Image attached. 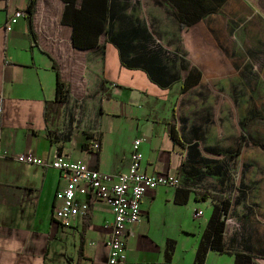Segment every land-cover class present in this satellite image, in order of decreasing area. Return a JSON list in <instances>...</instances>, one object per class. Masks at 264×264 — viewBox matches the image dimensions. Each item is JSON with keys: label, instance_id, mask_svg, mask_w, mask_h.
<instances>
[{"label": "crops", "instance_id": "obj_1", "mask_svg": "<svg viewBox=\"0 0 264 264\" xmlns=\"http://www.w3.org/2000/svg\"><path fill=\"white\" fill-rule=\"evenodd\" d=\"M141 1L112 0L115 30L141 27L136 14ZM29 2L0 0V264H109V205L79 194L77 199L89 204L90 221L82 229L83 214L74 226H63L53 217L61 173L16 157L29 152L51 160L62 154L118 175L127 171L137 138L141 168L178 175L180 185L158 186L145 194L141 219L130 227L126 258L119 264H196L216 203L200 199L196 191H218L219 185H203L207 176L198 169V151L190 156L187 148L197 140L183 134L187 123L177 115L178 101L203 77L200 67L187 59L186 40L174 64L167 62L179 79L164 88L141 67L124 64L118 48L102 36L98 47L74 48L71 27L61 21V0H35L31 15L26 12ZM16 10L26 15L7 31L6 21ZM199 22L184 29L199 28ZM258 27L264 31L262 23ZM192 66L199 68L201 78L181 93V82ZM58 79L64 101L58 99ZM170 122L176 123L184 146L172 140ZM91 137L100 141L98 152L87 149ZM198 149L202 155L199 145ZM259 181L253 186L256 193L243 185L245 191L230 201L223 233L226 252L208 249L202 264H233L228 252L235 251L249 252L257 264H264V180ZM197 210L202 214L196 217ZM231 216L239 220L237 228L228 227Z\"/></svg>", "mask_w": 264, "mask_h": 264}, {"label": "rangeland", "instance_id": "obj_2", "mask_svg": "<svg viewBox=\"0 0 264 264\" xmlns=\"http://www.w3.org/2000/svg\"><path fill=\"white\" fill-rule=\"evenodd\" d=\"M136 14L166 57H176L185 39L187 59L203 72L199 86L176 108L187 123L183 134L197 140L202 156L217 161L223 172L206 175L203 185H219L213 192L230 201L245 189L256 193L253 186L264 180V31L258 30L264 0H225L189 32L179 28L165 3L142 0ZM241 133V152L232 157ZM238 225L235 217L228 219L229 228Z\"/></svg>", "mask_w": 264, "mask_h": 264}, {"label": "trees", "instance_id": "obj_3", "mask_svg": "<svg viewBox=\"0 0 264 264\" xmlns=\"http://www.w3.org/2000/svg\"><path fill=\"white\" fill-rule=\"evenodd\" d=\"M64 3L62 13V23L71 27V44L74 48L89 49L99 46V37L104 35L106 41L113 43L119 50L122 62L126 65L141 67L148 74L150 80L160 87H168L178 81L179 74L174 70L171 73L167 62L171 60L174 64V58L166 57L165 51L154 45L153 39L149 33L142 27L120 26L115 30L113 26V17L115 14L111 11L112 0H61ZM169 4L173 10V15L180 29L188 28L199 22L207 13L216 10V8L225 0H163ZM35 0H30L26 12L32 14ZM132 54L130 63L127 62L128 56ZM185 68V67H184ZM201 71L198 67L192 66L188 69L186 77L181 82L180 92L187 91L190 87L197 84L201 78ZM102 81L101 86H103ZM56 91L58 99L64 101L66 94L63 91V84L57 80ZM173 115V114H172ZM169 134L178 146H184L183 139L179 133L176 123L170 122ZM245 135L240 134L238 143L234 152L230 155L236 157L240 154ZM260 146L256 142H252ZM188 154L197 149L198 163L200 171L206 175L223 177L220 166L214 159L203 157L200 154L197 143H192L188 147ZM185 166V162L183 163ZM204 169V170H202ZM200 199L211 198L216 201L213 206L212 214L208 221L207 232L196 254V264H202L205 258V252L208 249L218 252H226L223 245V233L225 229L226 216L230 210V200L220 192L210 190L196 191ZM89 209L83 215L82 229L90 221ZM234 256L233 264H257L254 255L246 251L228 252Z\"/></svg>", "mask_w": 264, "mask_h": 264}, {"label": "built area", "instance_id": "obj_4", "mask_svg": "<svg viewBox=\"0 0 264 264\" xmlns=\"http://www.w3.org/2000/svg\"><path fill=\"white\" fill-rule=\"evenodd\" d=\"M25 15L23 10L14 11L8 17L5 29L9 31L12 24ZM87 143L89 151L98 152L100 149V141L97 137L88 138ZM140 144L141 139L139 138L133 141L130 165L126 172L118 175L90 168L83 160H71L62 154L49 160L24 152L17 155L16 160L25 164L55 168L61 173L62 185L55 193L53 217L63 226H74L77 217L89 209L87 202L77 199L79 194L88 193L109 205L112 219L111 234L106 241L108 263L119 264L126 258V243L130 235V227L141 219V204L145 194L158 186L177 187L180 185L178 175L146 171L141 168ZM201 214L202 210H197L194 216Z\"/></svg>", "mask_w": 264, "mask_h": 264}]
</instances>
